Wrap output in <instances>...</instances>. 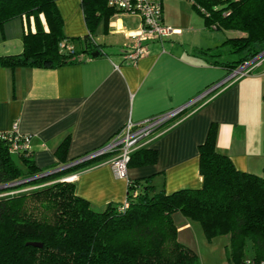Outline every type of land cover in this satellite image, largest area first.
<instances>
[{"label": "crops", "instance_id": "0c3cea01", "mask_svg": "<svg viewBox=\"0 0 264 264\" xmlns=\"http://www.w3.org/2000/svg\"><path fill=\"white\" fill-rule=\"evenodd\" d=\"M57 7L66 35L87 34L81 0H57ZM194 12L189 0H163V22L171 32L160 41L143 43L145 52L136 59L128 53L134 44L131 36L140 31V18L119 12L99 25L94 38L110 54L57 67L0 65V131L17 121L20 131L31 135L35 165L47 168L62 157L70 163L101 147L128 120L188 103L229 75L218 63L224 61L226 45L216 57L201 52L221 45L226 33L206 28ZM65 16H72L74 28L67 27ZM18 22L1 28L0 55L22 50L23 23ZM250 64L252 73L190 105L150 142L148 148L157 153L155 163L128 167L127 177L118 178L110 164L100 161L65 179L75 182L76 194L95 210L124 201L130 179L151 177L166 192L200 187L199 145L211 123L217 125V150L237 169L264 176V60ZM66 138L65 151L59 154ZM173 218L182 243L195 250L207 242L197 222L177 213ZM210 242L225 246L223 236Z\"/></svg>", "mask_w": 264, "mask_h": 264}, {"label": "trees", "instance_id": "16d2710c", "mask_svg": "<svg viewBox=\"0 0 264 264\" xmlns=\"http://www.w3.org/2000/svg\"><path fill=\"white\" fill-rule=\"evenodd\" d=\"M189 1L206 28L226 33L221 45L201 52L216 57L226 45L239 54L218 62L228 73L264 51V0ZM81 7L87 34L68 36L57 0H0V28L13 19L23 23L22 50L0 55V65L57 67L81 62L95 50L110 54L94 38L100 24L123 11L107 0H81ZM216 137L211 123L199 145L200 187L166 192L151 177L130 179L127 205L110 202L102 210L93 209L65 178L106 154L47 173L69 162L62 157L40 168L31 150L10 153L0 139V264H201L196 251L178 239L175 213L197 222L208 242L223 236L227 264L264 260V176L237 169L217 150ZM156 158V150L144 146L127 165L153 164Z\"/></svg>", "mask_w": 264, "mask_h": 264}, {"label": "built area", "instance_id": "2783aa9c", "mask_svg": "<svg viewBox=\"0 0 264 264\" xmlns=\"http://www.w3.org/2000/svg\"><path fill=\"white\" fill-rule=\"evenodd\" d=\"M108 4L123 12L134 14L140 18V31L132 35L134 41L128 56L136 59L145 52L143 43L162 40L170 34V27L163 22V0H107ZM252 61H256L255 59ZM252 65L245 62L229 73L227 79L205 89L197 97L179 107L163 111L139 121L128 120L124 126L115 132L101 147L83 155L78 159L87 160L98 155L106 154L104 163L110 164L118 178L127 177L128 162L131 154L139 148L148 146L150 142L163 133L173 121L178 120L185 110L200 99L207 97L225 87L228 82L251 73ZM31 135L20 131L17 121L6 131H0V139L8 143L10 153H27L31 150ZM77 160V159H76ZM129 182V180H128ZM123 205L127 203L123 201ZM234 264H264V260L245 258Z\"/></svg>", "mask_w": 264, "mask_h": 264}, {"label": "rangeland", "instance_id": "374dc122", "mask_svg": "<svg viewBox=\"0 0 264 264\" xmlns=\"http://www.w3.org/2000/svg\"><path fill=\"white\" fill-rule=\"evenodd\" d=\"M164 1H166V0H164ZM169 14H170V11L168 10V16H169ZM171 14L173 15V13H171ZM193 15L196 19H199L201 17V15L198 14L197 12H194ZM173 16L175 17L176 13H174ZM11 21H12V23H19L18 21H20V20L15 19V20H11ZM65 22L67 24V27L72 26V28H74L75 23L72 20V16H65ZM65 22H64V24H65ZM2 30L3 29L0 28L1 33H2ZM18 32H20V30ZM11 36H12L11 40L15 41L17 39L16 34H13ZM74 36H77V34H74ZM222 51H223V59L224 60L232 61V60H237L239 58V54L230 52V50L228 48H224ZM255 60L256 61L264 60V51H262L260 54H258L255 57ZM177 215H182V214L177 213ZM176 224H178V223H176ZM216 243L217 242L211 243V242L205 241V242H203L201 247H195V250H196L198 257H199L200 261L202 262V264H226L224 244L223 243L216 244Z\"/></svg>", "mask_w": 264, "mask_h": 264}, {"label": "water", "instance_id": "95a60500", "mask_svg": "<svg viewBox=\"0 0 264 264\" xmlns=\"http://www.w3.org/2000/svg\"><path fill=\"white\" fill-rule=\"evenodd\" d=\"M99 53H100V51L95 50V51L91 52V56H97V55H99ZM84 159H85V158H83V159H77V160L72 161V162H70V163H68V164H66V165H63V166H60V167H58V168H56V169H53V170H51V171H48L47 173L62 170V169H64V168H66L67 166H70V165L75 164V163H77V162L83 161ZM45 174H46V173H45ZM6 186H7V185H6ZM4 187H5V186H4ZM27 244L34 245V246H40V245H41V244L38 243V242H28Z\"/></svg>", "mask_w": 264, "mask_h": 264}]
</instances>
